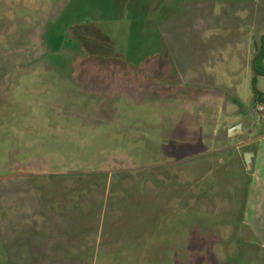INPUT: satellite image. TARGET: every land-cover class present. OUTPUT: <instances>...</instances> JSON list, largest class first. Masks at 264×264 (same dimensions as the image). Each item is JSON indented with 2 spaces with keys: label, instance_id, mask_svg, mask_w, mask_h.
<instances>
[{
  "label": "rangeland",
  "instance_id": "rangeland-1",
  "mask_svg": "<svg viewBox=\"0 0 264 264\" xmlns=\"http://www.w3.org/2000/svg\"><path fill=\"white\" fill-rule=\"evenodd\" d=\"M262 36L264 0H0V264H39L25 206L77 202L89 264H264L232 148Z\"/></svg>",
  "mask_w": 264,
  "mask_h": 264
},
{
  "label": "crops",
  "instance_id": "crops-1",
  "mask_svg": "<svg viewBox=\"0 0 264 264\" xmlns=\"http://www.w3.org/2000/svg\"><path fill=\"white\" fill-rule=\"evenodd\" d=\"M262 111L264 112V109ZM234 117V119L237 121L236 125L242 124L243 128V124L245 122H243V118L241 119L240 116ZM248 117L250 118V113H247L246 118ZM241 130L236 129V131ZM247 132L249 138L238 142L232 147L236 150H238L240 147L248 149V151L246 150L244 154L246 152L253 153V157L250 162L251 167H249L250 163L247 164L245 162V159L243 162L244 169L242 168V166L240 167V169L244 172V175L246 176L244 186L245 188H247V192L243 197V200H241V208L243 207L244 209L242 210V223L244 227L249 231L250 241L248 242L250 244L251 249H259V251L261 250L264 254V129H261L259 127V122L257 121L255 123V133H252L253 131L250 129L247 130ZM233 159L234 161L239 160V155L236 154L235 158L233 157ZM54 209L55 211L53 212H55L56 214H60L61 211L59 210V208L58 210H56V208ZM67 225L68 227H66ZM67 225H65V223H62V226L65 231H69L70 233H72L69 222L67 223ZM86 229L87 228H85L84 230ZM87 234L88 229L83 232V236L85 237ZM70 237L71 238L63 239L62 243L60 241L55 240V238H53L51 242H49L47 245H43L38 242L37 246H40L42 251L36 252V260L41 262H53L59 260L76 261L83 259L82 257H78L79 255H85L88 257V261H90L91 254L81 248L82 245H87L86 241L84 240L83 243H81L80 241H77V239H75L73 235H71ZM79 243H81L82 245H80Z\"/></svg>",
  "mask_w": 264,
  "mask_h": 264
},
{
  "label": "trees",
  "instance_id": "trees-1",
  "mask_svg": "<svg viewBox=\"0 0 264 264\" xmlns=\"http://www.w3.org/2000/svg\"><path fill=\"white\" fill-rule=\"evenodd\" d=\"M49 33L50 32L47 33V36H48L47 44H48V48L50 49L49 52L51 53H48L47 56H50L51 54L55 56L58 52H60L63 49H61L60 44L58 46L56 45L53 46L52 42L58 38L65 37V34H60V35L55 36L54 34L50 35ZM251 69L253 72V79H252V88H253V93H254L253 103H254V107H259V106L264 105V92L257 89L256 79L257 77H264V36L260 38V43L257 44L255 47V51H254V54L251 60ZM58 177H59L58 180L69 178V176H64V175H59ZM246 192H247V188H245L244 186L243 197L245 196ZM41 199L43 200V204L48 205L47 200L44 195H42ZM51 202L52 201H50V205H51ZM78 203L80 202H77V204L74 205L76 207H71L68 211H65L64 213L62 212V214H56L55 212H53L55 211L54 209L55 207L53 203H52L53 204L52 206H43L38 209H34L35 212L30 211V209L25 206L24 207L25 212L22 214L32 215L31 217H28L29 221L31 220L33 221V223L30 222V225L32 227H29V229L32 231V234H30L28 238H25V242H27L28 248L24 251L17 247L18 245L16 244V241H15V244L13 245H11L12 243H9L11 245V248L14 249L16 253V254H13V256L16 257V261H23V262L31 261V258H32V259H35L34 261L38 262L39 264L40 263L42 264H89L88 257L85 255H79L78 257H82L83 259L76 260V261H60L59 260V261H53V262L52 261L51 262H46V261L41 262V261L36 260V252L42 251L41 247L37 246L38 242L43 245H47L49 242H51L53 238H55V240L60 241L62 243L63 239L71 238L70 237L71 235H73L75 239H78V237L82 236L83 232L88 229L85 223L82 222V220L85 218L86 215H88L91 212V210L85 213L84 212L79 213L80 209L77 208V206L79 207L80 204ZM92 206H93L92 207L93 209L92 208L91 209L95 210L96 208L98 209L97 206H100V204L96 202ZM242 210H244L243 207L241 208V211ZM17 213H20V211L18 210V212H16L14 215H18ZM241 216H243V213ZM37 217L40 218V221L37 220ZM68 222L71 227L72 233H70L69 231H65V229L62 226V223H65V225H67ZM66 227H68V225ZM85 228L87 229L84 230ZM9 244L7 245L9 246ZM0 250L1 252L4 253V256L6 257V260H7L8 250L4 248L2 250V247L0 248ZM30 253H32V255H30Z\"/></svg>",
  "mask_w": 264,
  "mask_h": 264
},
{
  "label": "water",
  "instance_id": "water-1",
  "mask_svg": "<svg viewBox=\"0 0 264 264\" xmlns=\"http://www.w3.org/2000/svg\"><path fill=\"white\" fill-rule=\"evenodd\" d=\"M236 129H239V130L242 129V124H238V125H236V126L230 128V130H229V135H232V134L235 132ZM252 157H253V153H252V152H246V153L244 154L245 162H246L247 164H249V163L251 162Z\"/></svg>",
  "mask_w": 264,
  "mask_h": 264
},
{
  "label": "built area",
  "instance_id": "built-area-1",
  "mask_svg": "<svg viewBox=\"0 0 264 264\" xmlns=\"http://www.w3.org/2000/svg\"><path fill=\"white\" fill-rule=\"evenodd\" d=\"M264 108L263 107H260V110L262 111Z\"/></svg>",
  "mask_w": 264,
  "mask_h": 264
}]
</instances>
